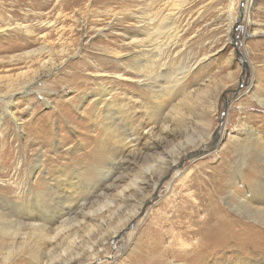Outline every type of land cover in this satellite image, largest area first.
<instances>
[{
    "label": "rangeland",
    "instance_id": "374dc122",
    "mask_svg": "<svg viewBox=\"0 0 264 264\" xmlns=\"http://www.w3.org/2000/svg\"><path fill=\"white\" fill-rule=\"evenodd\" d=\"M153 1L0 0V209L39 196L66 221L43 254L66 264H264L239 208L264 193V0ZM171 16L159 34L137 19ZM238 223L262 231L242 249ZM29 238L0 234V264H34Z\"/></svg>",
    "mask_w": 264,
    "mask_h": 264
},
{
    "label": "bare ground",
    "instance_id": "6f19581e",
    "mask_svg": "<svg viewBox=\"0 0 264 264\" xmlns=\"http://www.w3.org/2000/svg\"><path fill=\"white\" fill-rule=\"evenodd\" d=\"M151 1V0H150ZM155 1V0H154ZM153 1V2H154ZM185 1V0H184ZM183 1V2H184ZM170 12V11H169ZM174 16V15H173ZM173 16L171 17H168L169 21L167 20H162L160 21L159 23L156 24L155 20L151 17L149 18H146L144 19V21L139 18L138 21L139 22H142L144 24V26L146 28H148V30H153L154 28L156 29V33L159 34L161 33V31L164 29L165 26H168V29H172L173 28ZM141 18V17H140ZM141 25V24H140ZM153 26V27H151ZM172 31V30H171ZM144 34V32H143ZM149 34V33H148ZM147 34V36H148ZM166 35V34H165ZM139 36V35H138ZM171 36V33L170 35ZM136 37V36H135ZM154 38V37H153ZM148 39V38H147ZM130 43L131 44H134V43H137V38L136 39H130ZM144 41V40H143ZM152 41V40H151ZM139 43V48H146L145 46H143L141 44V41H138ZM137 43V44H138ZM150 43V42H149ZM158 43V42H157ZM130 44V45H131ZM158 45V44H157ZM157 45H151L149 46L148 50H150L151 52H153L152 55L154 56H159L161 57L162 55H164L165 53L162 52L161 48H159ZM162 45V44H161ZM160 46V45H159ZM167 49V48H166ZM144 58V57H143ZM151 59V58H150ZM146 60V59H145ZM151 62V61H149ZM156 63V62H155ZM153 63V64H155ZM145 68V67H144ZM152 68V67H151ZM147 71V69H144ZM167 70V69H166ZM152 71V70H151ZM150 71V72H151ZM158 71V70H157ZM139 74H140V78L143 79V80H149L145 75H143V71L139 70L138 71ZM155 72V71H154ZM147 74V73H146ZM152 74V73H151ZM185 74V73H184ZM155 75V74H154ZM157 77V76H156ZM167 77V75H166ZM119 78H122L120 75H118L116 77V79H119ZM160 78V77H159ZM164 78V77H163ZM170 80V79H169ZM181 80L182 79H178V80H174L172 81V79L170 81H167V85L166 87H164L162 90L161 87H159V85L157 84V82L154 84H146V85H143L145 86L146 88H152L150 86H153V90L152 92L155 94V98H160V96H157L156 93L161 94V93H164L163 95L165 96H171L173 95L174 91L176 90L177 88V84L181 83ZM161 83V82H160ZM173 84L172 86H169V84ZM161 85V84H160ZM168 90V92L166 91ZM107 92V91H106ZM179 94V93H177ZM106 96H110V92H107L105 94ZM113 98V97H112ZM110 100V104L108 107V109H106V112L107 110H109V112H111L112 108L114 109V114H117V116L119 115V109L117 110L115 105H113L114 103V100L111 101V99L109 98ZM259 103L261 105L264 106V101H260L259 100ZM113 105V106H111ZM107 106V105H106ZM228 105H225V109L228 108L227 107ZM120 107V106H119ZM228 111V110H226ZM113 112V111H112ZM121 114V113H120ZM106 116V115H105ZM110 116V115H109ZM109 116H106V120H108L110 117ZM112 116V120H113V114L111 115ZM117 118V117H116ZM118 120V118H117ZM112 123V122H110ZM124 125V124H123ZM221 125V124H220ZM112 125H110V128H111ZM108 127V126H107ZM220 130V134H219V131H218V135H221L222 134V129H219ZM151 132V131H150ZM150 135V134H149ZM211 133L208 134V136L206 137L207 139L210 137ZM133 136V135H132ZM216 137V136H215ZM220 137V136H219ZM261 139V137H258ZM150 140V138H148ZM152 139V138H151ZM263 140V139H262ZM124 141V140H123ZM132 141V140H131ZM261 141V140H260ZM263 143V142H261ZM260 143V145H261ZM262 146V145H261ZM260 148V147H259ZM261 150V148H260ZM259 150V152H260ZM202 151V149H201ZM192 152V151H191ZM185 153H188L185 152ZM264 153V152H263ZM260 154V153H259ZM262 154V153H261ZM264 155V154H263ZM41 156V155H40ZM37 160V159H36ZM40 157H38V160L36 161V164L31 168L30 172L31 173H34V171H38L39 168H40ZM255 168V166H254ZM256 171V170H255ZM60 173V171H59ZM42 174V173H41ZM31 176V175H29ZM68 176V175H67ZM50 177V176H48ZM59 177V176H58ZM61 177V175H60ZM17 178V177H16ZM57 178V177H56ZM62 178V177H61ZM59 179V178H58ZM75 180H77V176H74L72 179H68L67 181H63V179H60L59 181V184L58 186L60 187H64L65 186H69L68 189H74V187L77 185ZM74 181V182H73ZM55 182V181H54ZM66 182L68 184H66ZM78 182V181H77ZM51 184V183H50ZM29 185V184H28ZM37 183H35L34 186H36ZM52 185H50V187L48 189H54L56 188L55 186L51 187ZM3 188V187H2ZM30 188H32V185H30ZM36 188V187H34ZM78 187H76L77 189ZM1 189V188H0ZM58 189V188H57ZM63 189V188H62ZM75 189V190H76ZM263 189V188H262ZM29 191V190H28ZM251 191L254 192V195H253V198H251L253 201H254V205H252L253 203H251L248 199L250 197V195H248L247 193L245 194V196H242V198L240 199L239 201V205H240V209L244 210L245 213L249 214L250 215V219H253L254 221L258 222L259 224L261 225H264V193L261 195V192L258 193V190L256 189H252L251 188ZM41 193V192H40ZM56 196L57 194L59 195L60 197V193H63L64 194V191L63 190H56ZM38 195V194H37ZM261 195V197H260ZM2 197V196H1ZM33 198H38V199H32V204H24V205H19V206H12L13 208L12 209H8V210H5V209H0V234L3 235V236H11V235H14V236H17L18 234H20V236H22L23 239L27 240V239H30L29 237H31V239H38V242L36 241L33 244H29L28 246V250L26 248V253L29 255L30 259L34 262V264H53L54 261H61L63 262L62 260H64V264H66V262H75L73 260V257H71V255H68L67 253H62V254H59L57 255L58 256V259L56 257H54V252H50V254H43L48 248L46 246L47 245V242H49V245L54 243L55 240L59 237L60 233H62V230L63 228H65V224H66V221L65 220H60V221H56L54 218L55 216L52 215V211L50 209V211H48L49 209H44L43 206H44V203L43 204H40V199H39V196H33ZM63 199H66V197H64ZM62 199V200H63ZM38 200V201H37ZM4 201V200H3ZM10 202V201H9ZM12 203V202H11ZM30 203V202H29ZM39 203V204H38ZM42 203V201H41ZM16 204V203H15ZM6 206V205H5ZM10 206V205H9ZM23 206V207H22ZM4 207V205H3ZM7 207V206H6ZM60 207V206H59ZM11 208V206H10ZM12 210V211H11ZM139 210V209H138ZM239 210V209H238ZM241 210V211H242ZM61 211V210H60ZM58 212L59 214H57L56 217L59 216L58 220L59 219H62V217L64 216V213L62 214L61 212ZM243 212V211H242ZM55 220V223H57V226L54 225L55 223L52 222ZM129 220V219H128ZM254 222V223H256ZM91 224V223H90ZM88 225V224H87ZM56 226V227H55ZM65 226V227H64ZM237 226L239 227L240 229V232L238 230L237 234H231V236H228L229 239V243L231 242H234L236 241L237 243V246L238 248H241L240 247V241L239 240H244L248 233L250 232V230L254 231V235H259L262 231H257L256 230V226L254 225H244V226H241L239 225V223L237 224ZM87 227V226H85ZM90 227V226H89ZM119 228V227H118ZM117 228V229H118ZM229 228H231V225H229ZM116 229V230H117ZM244 229V230H243ZM21 230H26L28 231V233H22L21 234ZM113 231L112 232V236H116L118 231ZM20 231V233H18ZM13 239V237H12ZM21 239V238H20ZM228 240V239H227ZM30 242V241H29ZM243 242V241H241ZM31 243V242H30ZM244 244V243H243ZM246 245V244H245ZM22 246V245H21ZM99 246V249L101 250L102 246L103 245H98ZM256 246V245H255ZM254 245H252L250 248H252V250H256ZM9 247V246H8ZM15 245H12L11 247H9V250L13 251L15 250ZM23 247V246H22ZM249 247V246H248ZM19 248V247H18ZM17 248V249H18ZM98 249V248H97ZM242 249V248H241ZM95 250L89 246L88 248V260H94L96 259V254L94 252ZM87 252V251H86ZM85 253V252H84ZM42 255V256H41ZM75 256H78L80 257L81 254H76ZM45 258V259H44ZM81 261H83V257H81ZM61 259V260H59ZM248 259V258H247ZM45 260V261H44ZM87 260V259H86ZM225 262V261H224ZM58 263V262H57ZM62 263V264H63ZM204 264H207V262H203ZM228 264H253V262H250L249 260H236L234 261L233 263L231 262H228ZM257 264V263H256Z\"/></svg>",
    "mask_w": 264,
    "mask_h": 264
},
{
    "label": "water",
    "instance_id": "95a60500",
    "mask_svg": "<svg viewBox=\"0 0 264 264\" xmlns=\"http://www.w3.org/2000/svg\"><path fill=\"white\" fill-rule=\"evenodd\" d=\"M237 52V55L239 54L240 55V52L239 51H236ZM243 65H244V68H246V65L244 64V62H243ZM192 156H194V155H192ZM146 205V203L144 204V206ZM128 228V227H127Z\"/></svg>",
    "mask_w": 264,
    "mask_h": 264
}]
</instances>
